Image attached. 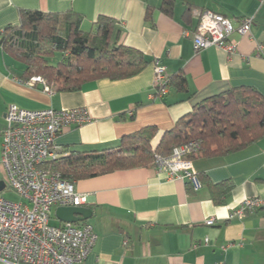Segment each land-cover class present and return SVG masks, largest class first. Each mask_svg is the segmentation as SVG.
<instances>
[{"label": "crops", "instance_id": "crops-1", "mask_svg": "<svg viewBox=\"0 0 264 264\" xmlns=\"http://www.w3.org/2000/svg\"><path fill=\"white\" fill-rule=\"evenodd\" d=\"M163 1L0 0V33L19 25L23 9L75 10L84 16L83 28L107 15L122 30L120 42L151 62L128 79H101L77 91L52 88L49 93L18 81L25 66L0 46V182L7 177L1 161L2 132L10 103L30 110L88 108V123L67 126L56 139V145L72 152L115 147L123 136L150 125L159 129L156 146L165 131L206 98L243 85L264 95V3L174 0L173 13L167 15L161 9ZM204 9L235 21L254 17L250 35H233L238 49L231 56L217 47L194 50L197 13ZM153 60L166 68L168 77L182 73L187 89L172 87L158 96ZM194 165L201 180L234 184L223 204L214 203L208 184L189 190L186 180H171L152 164L76 182L77 191L88 196L82 206L93 210L92 217L79 224L89 223L97 234L83 264H264V206L242 219L230 217L244 198L264 200V139L228 154L197 155ZM210 218L214 225L206 223Z\"/></svg>", "mask_w": 264, "mask_h": 264}, {"label": "trees", "instance_id": "trees-1", "mask_svg": "<svg viewBox=\"0 0 264 264\" xmlns=\"http://www.w3.org/2000/svg\"><path fill=\"white\" fill-rule=\"evenodd\" d=\"M174 0H164L161 9L172 15ZM190 13H186V16ZM146 19H151L147 11ZM84 16L68 10L62 13L23 9L19 25H9L0 33L4 52L25 66L23 79L43 76L57 92H72L101 79L112 81L138 75L151 62L144 54L120 42L122 30L115 18L99 15L89 31L83 29ZM60 55L54 63L52 60ZM153 60L152 62H154ZM168 85L186 90L182 73L169 77ZM146 126L125 135L119 145L93 151L73 150L68 156L46 162L43 168L58 171L70 182L94 178L119 170L151 165L156 154L167 156L184 143L198 141L197 155L228 154L264 139V95L252 86H239L198 103L175 126L163 133ZM220 205L234 188L225 180L212 183L200 178ZM188 182V188L191 190Z\"/></svg>", "mask_w": 264, "mask_h": 264}, {"label": "built area", "instance_id": "built-area-1", "mask_svg": "<svg viewBox=\"0 0 264 264\" xmlns=\"http://www.w3.org/2000/svg\"><path fill=\"white\" fill-rule=\"evenodd\" d=\"M260 3H264V0H260ZM197 14L199 21L192 36L196 52L217 47L231 56L238 49V41L233 35L251 34L254 17L235 21L209 9L200 10ZM153 63L155 89L158 96H164L170 89L169 77L158 60ZM18 81L31 87L39 85L52 93V88L42 76H32L28 80L19 78ZM90 120L86 107L30 110L15 103L8 104L7 126L2 132L1 161L8 183L0 191V264H83L91 252L97 240L92 225L52 224L57 207L82 206L88 202V196L79 193L76 183L64 179L60 172L43 168L46 162L70 154L56 145L62 130ZM199 148L198 141L184 143L167 156L156 154L152 165L169 179H183L197 188L200 179L192 156ZM6 189L14 190L21 200L14 202L5 198L3 191ZM263 206V199L246 197L233 209L230 217L242 219L247 212ZM206 223L214 225L215 219L210 218Z\"/></svg>", "mask_w": 264, "mask_h": 264}, {"label": "water", "instance_id": "water-1", "mask_svg": "<svg viewBox=\"0 0 264 264\" xmlns=\"http://www.w3.org/2000/svg\"><path fill=\"white\" fill-rule=\"evenodd\" d=\"M5 183L0 182V191ZM93 210L83 206H59L55 210V216L60 222L80 223L92 217Z\"/></svg>", "mask_w": 264, "mask_h": 264}, {"label": "rangeland", "instance_id": "rangeland-1", "mask_svg": "<svg viewBox=\"0 0 264 264\" xmlns=\"http://www.w3.org/2000/svg\"><path fill=\"white\" fill-rule=\"evenodd\" d=\"M85 31H89L90 29H91V26H88L87 25V27H85V28H83ZM61 58V56L60 55H57L56 56V58L55 59H53L52 61L54 62V63H56L59 59ZM34 76H38V75H34ZM40 76V75H39ZM43 77V76H42ZM31 78V77H30ZM44 78V77H43ZM23 79V78H22ZM45 79V78H44ZM24 80H28V79H24ZM46 80V79H45ZM47 81V80H46ZM47 83H48V81H47ZM48 85L51 87V88H54V86L52 87V85H50L49 83H48ZM3 181H4V183H8V180H7V177H5V176H3ZM3 196L5 197V198H7L8 200H11V201H14V202H18V201H20L21 200V196L18 194V193H16L14 190H12V189H6V190H4L3 191ZM52 224H54V225H59L60 224V221L56 218V216H55V213L53 214V216H52Z\"/></svg>", "mask_w": 264, "mask_h": 264}]
</instances>
